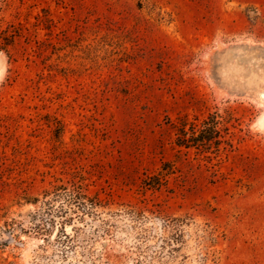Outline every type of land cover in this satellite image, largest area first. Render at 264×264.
Instances as JSON below:
<instances>
[{
    "label": "rangeland",
    "instance_id": "1",
    "mask_svg": "<svg viewBox=\"0 0 264 264\" xmlns=\"http://www.w3.org/2000/svg\"><path fill=\"white\" fill-rule=\"evenodd\" d=\"M11 222L0 264H264V0H0Z\"/></svg>",
    "mask_w": 264,
    "mask_h": 264
},
{
    "label": "trees",
    "instance_id": "2",
    "mask_svg": "<svg viewBox=\"0 0 264 264\" xmlns=\"http://www.w3.org/2000/svg\"><path fill=\"white\" fill-rule=\"evenodd\" d=\"M6 41H9V40H6ZM214 117H215L214 115H210L209 119L213 121ZM211 137L212 135L210 134L206 135L203 133L202 135L192 138L193 140L191 141L179 142V145L188 147L190 143H196L197 141H201V143L204 144L205 142L210 141ZM41 203L42 204L39 207V209L30 213V218H31L30 222L32 221V224L30 227H32V229L34 230L40 229L41 221H43L44 219H46L45 220L46 222L53 221L55 220L54 215H58V216L65 215L69 205L75 206L77 209H81V211L83 213H87V215L92 214V213L94 214L92 210L93 206H91V203L88 204L84 201H78L75 198L74 194H72L71 191H67L65 188H64V191L62 192H55L51 196L44 198V200H42ZM17 228L21 231L24 229L21 223H17V222H11L7 224L5 223L4 225H2V227L0 228V247H3L7 244L6 243L7 239L14 238V233H15L14 231ZM57 230L58 232L60 231L63 232L61 223ZM3 233L7 234L8 236L7 239H4L1 236V234ZM58 237L59 239L55 238V242L59 244L60 246L65 247L67 245V242H69L68 235L63 232L61 236H58Z\"/></svg>",
    "mask_w": 264,
    "mask_h": 264
}]
</instances>
